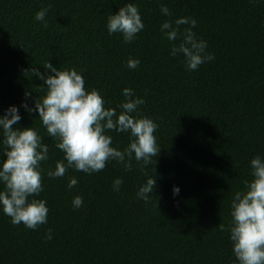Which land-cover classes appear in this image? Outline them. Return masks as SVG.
Masks as SVG:
<instances>
[{"label": "trees", "instance_id": "trees-1", "mask_svg": "<svg viewBox=\"0 0 264 264\" xmlns=\"http://www.w3.org/2000/svg\"><path fill=\"white\" fill-rule=\"evenodd\" d=\"M126 3L138 5L145 25L131 43L107 29L108 17ZM161 5L173 15H164ZM42 8L47 27L35 19ZM181 16L197 20L193 31L215 56L196 70L187 69L182 54L170 55L173 42L160 29ZM129 58L140 60L136 69L127 67ZM47 61L59 70L75 68L86 90H99L105 107L117 113L124 88L142 97L133 115L158 125L153 163L142 170L133 158L125 171L109 161L97 173L69 169L63 178H49L64 153L38 112L22 106L34 108L45 94L43 81L25 72L37 68L47 76ZM10 106L21 116L14 127L36 128L49 146L36 197L46 200L49 213L33 230L12 224L0 205V264H238L229 232L218 225L230 222L235 192L253 179L251 159H264V0H0V116ZM108 134L119 150L129 143V133ZM155 175L145 203L137 192ZM69 177L78 180L73 188ZM116 178L123 180L118 192ZM78 195L84 202L76 209Z\"/></svg>", "mask_w": 264, "mask_h": 264}, {"label": "clouds", "instance_id": "clouds-1", "mask_svg": "<svg viewBox=\"0 0 264 264\" xmlns=\"http://www.w3.org/2000/svg\"><path fill=\"white\" fill-rule=\"evenodd\" d=\"M160 11L169 17L173 15L164 5ZM47 12V8H42L35 15L37 21L44 22V27L48 26ZM181 26L186 27L181 29ZM196 26L197 20L188 16L165 20L160 25L164 37L173 42L170 55L182 54L190 71L215 59L206 51L207 42L193 31ZM144 27L138 5L134 3H126L107 19L109 34L122 33L125 43H131ZM177 40L180 41L178 44L175 43ZM139 64V59L127 61L130 69H136ZM43 66L51 70L49 75H43L37 68L26 70L25 74L39 77L46 86L41 89L45 94L35 100L34 108L26 102L22 106L28 112H38L47 136L54 139L55 147L64 153V159L57 160L55 169L47 172L49 178H63L69 169L97 173L104 170L109 161L121 164L125 171L132 170L133 158L142 162V170L153 163V158L160 152L155 135L158 125L149 117L133 115L145 103L133 89H123L125 100L116 106L121 109L117 113L116 108L105 107V99L99 90H86L85 79L75 68L59 70L49 61ZM25 97L30 98L31 92L26 91ZM20 120L16 106H10L0 116V134L3 136L0 145L6 155V160L0 163V182L4 185L0 190V205L12 224H23L35 230L47 223L49 213L46 200L36 198L43 191L41 162L49 160V146L36 128L14 127ZM112 131L129 133V143L123 150L112 146L113 137L108 134ZM250 165L253 179L243 181V189L236 191L231 200L230 222L218 227L222 232H229L238 264H264V159L257 155ZM144 174L147 176L146 172ZM156 175L148 177L137 192V197L145 203L149 202L157 186ZM77 183L75 177H69L67 186L73 188ZM122 183L121 178H116L113 190L118 192ZM179 192V187L174 186L173 194ZM83 202V197L78 195L72 205L78 209ZM45 239H52L51 229L46 230Z\"/></svg>", "mask_w": 264, "mask_h": 264}]
</instances>
